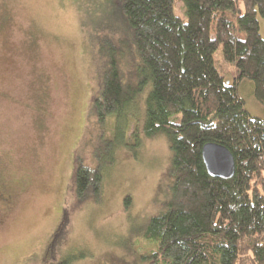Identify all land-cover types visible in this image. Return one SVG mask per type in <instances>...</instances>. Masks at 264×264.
I'll return each instance as SVG.
<instances>
[{"label": "rangeland", "instance_id": "1", "mask_svg": "<svg viewBox=\"0 0 264 264\" xmlns=\"http://www.w3.org/2000/svg\"><path fill=\"white\" fill-rule=\"evenodd\" d=\"M174 13L185 19L181 0ZM258 23L264 38L260 16ZM133 48L117 0H0V264H150L156 240L141 231L169 197L168 140L140 132L133 156L122 141L141 126L143 104L109 113L103 124L90 109L94 62L116 54L125 68ZM206 67L235 79L244 108L264 118V101L249 79H236L220 44ZM119 129L102 199L71 210L74 162L92 168L98 142ZM63 211L64 236L55 237Z\"/></svg>", "mask_w": 264, "mask_h": 264}, {"label": "trees", "instance_id": "2", "mask_svg": "<svg viewBox=\"0 0 264 264\" xmlns=\"http://www.w3.org/2000/svg\"><path fill=\"white\" fill-rule=\"evenodd\" d=\"M181 1L185 19L174 13L175 0H117L134 48L125 68L116 54L94 62L90 109L103 124L107 114L142 103L143 120L129 141H122L124 129L99 141L92 168L74 162L71 210L100 202L118 142L136 156L140 132L160 133L168 140L171 180L164 210L141 231L156 240L150 264H264V118L244 108L235 79L206 67L220 44L236 79H249L254 98L264 101V0ZM207 141L231 152V177L207 174L200 155ZM67 222L63 211L55 237L64 236Z\"/></svg>", "mask_w": 264, "mask_h": 264}, {"label": "water", "instance_id": "3", "mask_svg": "<svg viewBox=\"0 0 264 264\" xmlns=\"http://www.w3.org/2000/svg\"><path fill=\"white\" fill-rule=\"evenodd\" d=\"M200 155L208 175L220 178L233 175V156L223 144L207 141L201 146Z\"/></svg>", "mask_w": 264, "mask_h": 264}, {"label": "flooded vegetation", "instance_id": "4", "mask_svg": "<svg viewBox=\"0 0 264 264\" xmlns=\"http://www.w3.org/2000/svg\"><path fill=\"white\" fill-rule=\"evenodd\" d=\"M3 182L2 179H0V183ZM2 199L1 191H0V200Z\"/></svg>", "mask_w": 264, "mask_h": 264}]
</instances>
